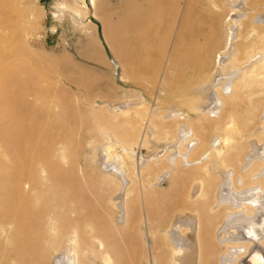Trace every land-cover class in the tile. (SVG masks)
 <instances>
[{
	"label": "bare ground",
	"instance_id": "1",
	"mask_svg": "<svg viewBox=\"0 0 264 264\" xmlns=\"http://www.w3.org/2000/svg\"><path fill=\"white\" fill-rule=\"evenodd\" d=\"M147 3L128 12L131 20L120 18L107 39L125 77L148 84L151 98L135 91L137 100L118 109L120 128L94 129L99 141L92 137L86 155L109 186L101 207L66 194L53 199L52 183L63 177L55 166L66 161L62 137L26 113L52 115L59 102L25 95V135L37 137H25L19 169L0 152V264H264V162L256 164L264 146L242 142L250 130L264 135V0ZM5 105L0 120L19 123L14 105ZM203 126L212 137L193 161L195 147L185 143ZM171 128L179 138H169ZM132 137L147 146L146 157L128 144ZM169 140L177 143L159 145ZM17 200L24 216L13 228L5 219L19 210L7 201ZM26 232L31 242L12 243Z\"/></svg>",
	"mask_w": 264,
	"mask_h": 264
},
{
	"label": "rangeland",
	"instance_id": "2",
	"mask_svg": "<svg viewBox=\"0 0 264 264\" xmlns=\"http://www.w3.org/2000/svg\"><path fill=\"white\" fill-rule=\"evenodd\" d=\"M147 1L0 0V79L8 80V85L0 81V102L4 106H7L5 103L13 104V111L19 118V123L0 120V152L8 153L12 169L24 166L25 137H37L29 131L25 135V95L30 101L42 97L57 100L59 108L52 115L35 111L26 113V119L44 124L45 132H51L53 137H62L66 161L55 166L63 176L52 183L50 192L55 201L66 194L75 196L87 207L96 208L102 206L107 196L109 186L100 179L86 155L92 137L97 143L99 141L94 129L98 125L111 131V124L120 128L123 117L117 116L118 109L126 101L137 100L135 91L142 93L145 102L151 98L148 84L138 87L125 77L115 49L107 44V39L111 40L112 29L120 18L126 17L133 7L147 9ZM161 1L167 6L178 2ZM74 11H81L82 19H76ZM53 13L60 14L52 19ZM128 19L131 20V17ZM20 102L24 104L21 109L17 107ZM142 109L145 110L146 106ZM5 110L0 108L1 113ZM171 130L169 138H179L173 128ZM210 130L208 126L194 129L193 136L185 143L188 147H195L197 157L194 156L193 161L201 159L207 151V142L212 137ZM256 132H246V141L243 138L242 142L248 146L253 142L251 140H255L259 147L264 146V135ZM15 133L18 135L15 136ZM134 142L135 137H132L128 144L140 156L146 157L150 153L147 146L135 145ZM175 143L176 140H169L159 145ZM1 161L4 160L0 156ZM204 162L207 160L204 159ZM256 162L257 169L262 168L264 161L257 158ZM209 166L212 167V164ZM135 184L138 186L139 182L135 181ZM162 189L168 191L166 183ZM139 194L140 190L136 188L131 196V207H137ZM149 194L153 203L159 201L154 192ZM7 205L9 209L16 207L19 210L9 213L5 219L14 228L24 216L21 210L24 202L7 201ZM98 215L105 216L106 212L99 210ZM30 217L25 203V220ZM135 233L142 244L140 232ZM12 240L15 244L33 239L32 234L26 232Z\"/></svg>",
	"mask_w": 264,
	"mask_h": 264
},
{
	"label": "built area",
	"instance_id": "3",
	"mask_svg": "<svg viewBox=\"0 0 264 264\" xmlns=\"http://www.w3.org/2000/svg\"><path fill=\"white\" fill-rule=\"evenodd\" d=\"M55 17H52V19H54Z\"/></svg>",
	"mask_w": 264,
	"mask_h": 264
}]
</instances>
